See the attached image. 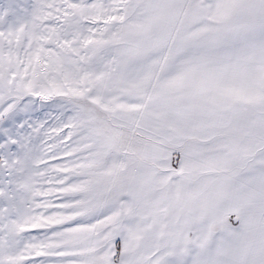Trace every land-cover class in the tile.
I'll return each mask as SVG.
<instances>
[{"label": "snow or ice", "instance_id": "6c2138e0", "mask_svg": "<svg viewBox=\"0 0 264 264\" xmlns=\"http://www.w3.org/2000/svg\"><path fill=\"white\" fill-rule=\"evenodd\" d=\"M0 264H264V0L0 2Z\"/></svg>", "mask_w": 264, "mask_h": 264}, {"label": "rangeland", "instance_id": "374dc122", "mask_svg": "<svg viewBox=\"0 0 264 264\" xmlns=\"http://www.w3.org/2000/svg\"><path fill=\"white\" fill-rule=\"evenodd\" d=\"M0 2H3V0H0Z\"/></svg>", "mask_w": 264, "mask_h": 264}]
</instances>
